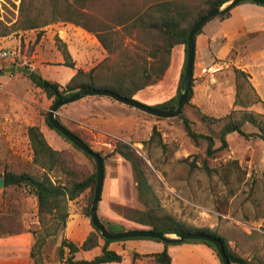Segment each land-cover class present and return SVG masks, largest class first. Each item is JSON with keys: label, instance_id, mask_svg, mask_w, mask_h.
<instances>
[{"label": "rangeland", "instance_id": "obj_1", "mask_svg": "<svg viewBox=\"0 0 264 264\" xmlns=\"http://www.w3.org/2000/svg\"><path fill=\"white\" fill-rule=\"evenodd\" d=\"M25 1L32 3L31 16L40 24L48 22V25L35 30L18 29L21 0H0V173L31 172L40 178L41 170L32 164L27 137V129L37 126L49 146L61 153L63 168L56 170L54 176L63 180L69 177L64 174L67 171L72 179L81 180L96 171L95 162L47 127L45 118L52 99L36 88L26 74L4 71L13 66L28 68L64 87L76 69L90 70L107 53L92 33L70 22H49L47 0ZM150 1L153 0H101L100 6L96 4L90 10V18L84 20L92 28L112 25L107 17L123 16ZM115 30L120 48L127 46L132 51L133 46H142L144 38L129 33V25ZM225 47L217 56L195 47L192 99L184 113L198 132H207L199 121L200 114L215 118L233 111L238 115H264V29L235 38L230 48ZM64 49L75 70L63 66ZM185 65L184 48L177 46L161 80L139 91L132 99L155 106L174 97ZM235 70L245 76L237 75ZM57 118L103 158L100 218L127 230L143 228L117 212V207L143 209L137 199L130 164L114 152L115 142L123 141L131 146L167 214L187 227L211 229L223 236L239 255L255 264H264L263 140L230 134L226 137L227 148L208 159L205 143L195 145L178 118H156L106 97H89L64 106L58 110ZM154 128L164 148L157 145L158 136L151 141ZM243 129L247 133L257 131L248 124ZM204 160L215 172L207 174L201 168ZM193 162L196 166H191ZM85 201L86 195H81L69 203V212L78 214ZM36 209V198L30 187L9 186L0 190V264L68 263L67 250L63 255L59 252L64 237L61 224L50 217L40 222ZM35 242V257L30 258ZM82 257L76 255V259ZM121 264L129 263L125 260Z\"/></svg>", "mask_w": 264, "mask_h": 264}, {"label": "trees", "instance_id": "obj_2", "mask_svg": "<svg viewBox=\"0 0 264 264\" xmlns=\"http://www.w3.org/2000/svg\"><path fill=\"white\" fill-rule=\"evenodd\" d=\"M229 1L230 0H153L142 3L135 9L128 10L123 16L107 17L110 19L112 25H109L108 23L103 26L100 23L101 27L92 28L87 25L84 19L90 18V10H92L96 4H99L100 6L102 3L101 0H72L71 2L68 0H47L48 6L50 7L49 22H55L58 20L70 22L83 30L92 33L95 35L100 46L106 51L107 57L88 71H83L81 69L75 70L74 62L71 60L68 51L64 49L63 66L75 70V73L64 87L57 82L43 78L40 74L33 71L27 75V77L48 99H52L53 104L57 100L77 91L92 89H107L118 95L132 99V96L139 91L161 80L168 70L170 56L175 47L182 46L186 53L187 37L194 24L210 10L222 6ZM245 3L261 6L254 4L251 1H244L239 5ZM122 6L124 7V5ZM32 8L33 6L31 2L26 4L25 0H21L18 29L23 31L35 30L48 25V22L40 24L36 17L31 16ZM229 16L230 11L215 16L211 20H224ZM127 25H129V33L133 34L134 37L144 38L142 46H133L134 50L132 51H129L127 46L124 48L118 46V31L115 30V27H124L125 29ZM202 28L195 36V43L197 36L203 32ZM1 72L2 71L0 70V75ZM184 72L185 66L183 67L180 76L177 94L167 101L152 107L164 111L175 109L180 92L183 88ZM235 73L237 75L245 76L240 70H235ZM193 80L194 79L192 78L182 112L176 118L181 121L186 136L195 145H198L201 142L205 143L206 158L213 159L218 152L226 149L228 146L226 137L230 134H236L244 139L253 138L264 141V115L254 116L248 113L238 115L233 111L224 117L215 118L200 114L199 121L206 126L207 132H198L194 128V123L184 113L185 106L188 105L192 99ZM48 115L45 118L47 127L70 143L75 149L81 151L68 139L53 129L48 121ZM246 124L255 128L257 131L250 133L245 132L243 127ZM72 133L89 147V145L80 138L78 134L75 132ZM154 136H158V139L156 140L157 145L164 148L155 128L152 132L151 141H154ZM27 137L32 150V164L38 170H41L40 178L31 172L14 173L4 171L0 173V178H2L4 182V188L9 186L21 187L23 185L30 187L36 198L37 216L39 221L41 222L44 218L50 217L54 219L56 223L61 224L60 227L62 230H65L66 221L70 214L68 210L69 203L75 201L81 195H86L85 204L78 211V214L88 220L92 227V231L80 245L67 240L64 237L61 239L59 252L63 255L65 252L64 250H67V264H119L123 261L124 256L114 250H110L109 246L116 242L133 240L154 241L163 245L162 251L157 253L137 254L132 252L131 257L133 260L147 259L151 264H171V257L167 250L169 246L199 244L210 248L215 253L220 264H222V260L217 254L215 247L211 243L204 241L185 240L180 244H165L157 239L146 238H128L118 241L103 239L100 233L91 225L89 220V209L94 194L96 171L81 180L72 179V175L67 171L66 173L60 171L59 173L69 175L68 178L60 180V178L54 176V174L56 173V170L58 171L60 168H63L64 163L61 159V153L49 146L43 133L37 126H31L27 129ZM217 143H219L218 147H216ZM114 152L119 155L122 160L130 164L136 183L137 199L143 206L142 210L117 207V212L123 219L143 227L131 230H151L169 235L183 232L209 235L218 239L222 243L230 264H255L253 260H249L239 255L230 247L223 236L218 235L211 229L187 227L172 218L161 207L157 196L147 181L141 163L137 159L131 146L123 141H116ZM84 155L91 158L85 153ZM191 166L196 165L193 162L191 163ZM201 168L207 174L215 172L214 169H211L207 165L205 160L202 162ZM97 216L105 230L109 233L129 231L118 223L100 218L98 215V206ZM35 247L36 242L31 248L29 255L30 258L35 257L33 251ZM94 251L97 252L92 254ZM77 254L83 255V257L76 259ZM88 254H92V256L90 258L84 256Z\"/></svg>", "mask_w": 264, "mask_h": 264}, {"label": "water", "instance_id": "obj_3", "mask_svg": "<svg viewBox=\"0 0 264 264\" xmlns=\"http://www.w3.org/2000/svg\"><path fill=\"white\" fill-rule=\"evenodd\" d=\"M244 1H251L254 4H258L264 6V0H230L226 4L216 7L209 12H207L204 16H202L192 27L187 37V45H186V65L185 72L183 77V88L179 95L177 106L175 109L171 111L158 110L152 106L145 105L140 103L134 99L126 98L121 95H118L107 89H92V90H82L77 91L71 95H68L62 99L57 100L49 111L48 121L50 125L53 127L55 131L61 134L63 137L68 139L75 147L80 149L83 153L91 157L96 166V182L94 188L93 199L89 209V220L91 225L100 233L101 237L110 241H118L128 238H146V239H157L165 244H180L185 240H199L207 243H211L215 249L217 254L220 256L222 260V264H230L227 255L225 254L224 247L222 243L209 235L200 234V233H178V234H162L157 233L151 230H129L121 233H109L105 230L102 223L99 221L97 216V206L100 200V194L103 185V177H104V165L102 161V157L94 152L91 148H89L85 143H83L76 135H74L70 130H68L64 125L60 123L57 119V112L60 108L67 106L69 104L75 103L85 98L89 97H106L116 101L119 104L124 106L133 108L147 115L161 118V119H171L178 117L183 109L184 103L187 99L190 82L193 75V67L195 60V36L197 32L212 18L215 16H219L228 11H231L234 7L239 5ZM5 73H14L21 72L26 75H29L32 71L28 68L22 67H10L4 71ZM38 186V185H36ZM4 188L3 179L0 178V190Z\"/></svg>", "mask_w": 264, "mask_h": 264}, {"label": "crops", "instance_id": "obj_4", "mask_svg": "<svg viewBox=\"0 0 264 264\" xmlns=\"http://www.w3.org/2000/svg\"><path fill=\"white\" fill-rule=\"evenodd\" d=\"M262 29H264V7L245 3L234 7L228 18L209 21L202 34L197 36L195 47L204 53L217 56L224 52L225 46L230 48V43L235 38L244 37L255 30L261 32ZM74 73L69 77L71 78ZM91 231L92 227L87 219L71 212L66 221L64 238L80 245ZM170 247L167 250L171 257V264H220L215 253L207 246L183 244L175 246L171 251ZM109 249L124 256L121 263L126 260L129 264H151L147 259L133 260L131 253H157L162 251L163 245L154 241L133 240L113 243Z\"/></svg>", "mask_w": 264, "mask_h": 264}, {"label": "built area", "instance_id": "obj_5", "mask_svg": "<svg viewBox=\"0 0 264 264\" xmlns=\"http://www.w3.org/2000/svg\"><path fill=\"white\" fill-rule=\"evenodd\" d=\"M205 71V70H204Z\"/></svg>", "mask_w": 264, "mask_h": 264}]
</instances>
